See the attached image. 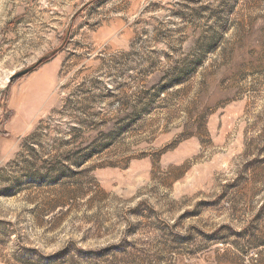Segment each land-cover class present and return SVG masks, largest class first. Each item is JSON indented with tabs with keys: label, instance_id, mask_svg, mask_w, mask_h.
<instances>
[{
	"label": "rangeland",
	"instance_id": "374dc122",
	"mask_svg": "<svg viewBox=\"0 0 264 264\" xmlns=\"http://www.w3.org/2000/svg\"><path fill=\"white\" fill-rule=\"evenodd\" d=\"M0 264H264V0H0Z\"/></svg>",
	"mask_w": 264,
	"mask_h": 264
},
{
	"label": "water",
	"instance_id": "95a60500",
	"mask_svg": "<svg viewBox=\"0 0 264 264\" xmlns=\"http://www.w3.org/2000/svg\"><path fill=\"white\" fill-rule=\"evenodd\" d=\"M28 70L29 69H24V70H21V71H18V72H14L11 76L8 77V81L7 82H10L13 79L25 74Z\"/></svg>",
	"mask_w": 264,
	"mask_h": 264
},
{
	"label": "trees",
	"instance_id": "16d2710c",
	"mask_svg": "<svg viewBox=\"0 0 264 264\" xmlns=\"http://www.w3.org/2000/svg\"><path fill=\"white\" fill-rule=\"evenodd\" d=\"M45 60V58H41L38 63H41Z\"/></svg>",
	"mask_w": 264,
	"mask_h": 264
},
{
	"label": "bare ground",
	"instance_id": "6f19581e",
	"mask_svg": "<svg viewBox=\"0 0 264 264\" xmlns=\"http://www.w3.org/2000/svg\"><path fill=\"white\" fill-rule=\"evenodd\" d=\"M4 81H5L4 83H6V81H8L7 78H6ZM4 83H3V84H4Z\"/></svg>",
	"mask_w": 264,
	"mask_h": 264
}]
</instances>
